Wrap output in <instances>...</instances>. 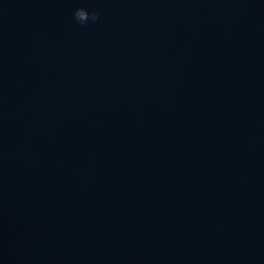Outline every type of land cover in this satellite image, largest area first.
<instances>
[{
	"label": "water",
	"instance_id": "obj_1",
	"mask_svg": "<svg viewBox=\"0 0 264 264\" xmlns=\"http://www.w3.org/2000/svg\"><path fill=\"white\" fill-rule=\"evenodd\" d=\"M0 264H264V0H0Z\"/></svg>",
	"mask_w": 264,
	"mask_h": 264
},
{
	"label": "clouds",
	"instance_id": "obj_2",
	"mask_svg": "<svg viewBox=\"0 0 264 264\" xmlns=\"http://www.w3.org/2000/svg\"><path fill=\"white\" fill-rule=\"evenodd\" d=\"M100 12L89 10L87 7H79L74 12V19L81 25L96 22L100 19Z\"/></svg>",
	"mask_w": 264,
	"mask_h": 264
}]
</instances>
